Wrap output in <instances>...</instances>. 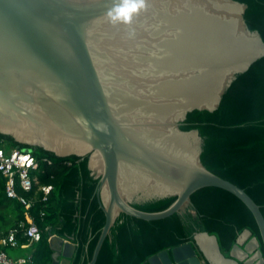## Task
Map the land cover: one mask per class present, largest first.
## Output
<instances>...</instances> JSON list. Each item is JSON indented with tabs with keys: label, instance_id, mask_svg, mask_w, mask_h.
<instances>
[{
	"label": "water",
	"instance_id": "1",
	"mask_svg": "<svg viewBox=\"0 0 264 264\" xmlns=\"http://www.w3.org/2000/svg\"><path fill=\"white\" fill-rule=\"evenodd\" d=\"M140 2L0 0V135L87 158L105 216L87 264L121 213L146 221L182 213L191 194L209 186L247 207L260 241L244 229L223 256L217 237L198 231L143 264H264L260 207L204 167L196 129H180L188 112L218 107L232 81L264 56V42L235 0H143L126 8ZM172 195L159 211L132 205ZM54 242L60 249L48 264H70L75 244Z\"/></svg>",
	"mask_w": 264,
	"mask_h": 264
},
{
	"label": "trees",
	"instance_id": "2",
	"mask_svg": "<svg viewBox=\"0 0 264 264\" xmlns=\"http://www.w3.org/2000/svg\"><path fill=\"white\" fill-rule=\"evenodd\" d=\"M235 1L246 5L244 21L264 42V0ZM180 129L198 131L204 167L241 188L260 207L264 218V56L232 81L215 110L188 112ZM0 146L31 151L39 159L32 174L39 184L52 186L46 200H39L38 192V200L29 209V217L42 229L40 239L33 244L31 264H48L51 244L60 238L69 239L76 246L70 264H87L105 221L96 195L98 179L88 169L87 158L57 157L40 148L19 145L4 135H0ZM43 157L50 163L40 161ZM66 160L70 164H65ZM174 199L172 195L132 205L147 212L159 211ZM190 201L192 205L182 213L158 220L146 221L121 213L103 240L94 264H143L160 251L190 241L198 231L214 234L223 254L228 253L244 229L260 241L251 212L223 188L197 189ZM24 211L20 203L5 196L0 175V237L25 220ZM46 226L48 229L44 230ZM50 235L57 239L50 240ZM20 241L26 239L22 237ZM6 248L0 245V250Z\"/></svg>",
	"mask_w": 264,
	"mask_h": 264
},
{
	"label": "built area",
	"instance_id": "3",
	"mask_svg": "<svg viewBox=\"0 0 264 264\" xmlns=\"http://www.w3.org/2000/svg\"><path fill=\"white\" fill-rule=\"evenodd\" d=\"M40 161L50 163L46 157ZM39 164L37 159L29 150L19 148V146L4 148L0 146V175L4 179V193L8 199L15 200L24 208L25 220L19 221L15 226L8 228L5 234L0 237V245L4 247L17 248L36 243L41 236L42 229L29 217V209L38 200V192L41 193L39 200H46L52 189L51 185H41L32 174ZM65 164H70L68 160ZM22 192L30 193L24 196ZM42 216V212L39 213ZM46 226L44 230H47ZM26 241H20L21 238ZM55 235H50V239ZM63 241L68 240L61 238ZM32 251L17 258L7 255L4 250H0V264H31Z\"/></svg>",
	"mask_w": 264,
	"mask_h": 264
},
{
	"label": "crops",
	"instance_id": "4",
	"mask_svg": "<svg viewBox=\"0 0 264 264\" xmlns=\"http://www.w3.org/2000/svg\"><path fill=\"white\" fill-rule=\"evenodd\" d=\"M201 244H203V246H206V248H207L208 246H210L211 242L208 239L203 238L201 240ZM32 249H33V245L30 244L27 246L17 247V248L7 247L5 252L7 253L8 256H10L12 258H17L19 256L24 255L25 253H29L30 251H32ZM58 249H60V246L58 245L57 242L56 243L54 242L53 251L58 250ZM220 252L223 254V252L221 250H220ZM224 255H226V254H223V256ZM211 258H212V260L220 262L217 255H215V256L213 255V257L211 256ZM204 261H205L204 263H206L207 260L204 258Z\"/></svg>",
	"mask_w": 264,
	"mask_h": 264
},
{
	"label": "clouds",
	"instance_id": "5",
	"mask_svg": "<svg viewBox=\"0 0 264 264\" xmlns=\"http://www.w3.org/2000/svg\"><path fill=\"white\" fill-rule=\"evenodd\" d=\"M143 6H144V5H143V0H141V2H140L139 5L133 3V4H131V5H126V8H127V7H131V8H133V9H136L137 7H143ZM125 13H126V12H125ZM125 19H127V16H125Z\"/></svg>",
	"mask_w": 264,
	"mask_h": 264
},
{
	"label": "bare ground",
	"instance_id": "6",
	"mask_svg": "<svg viewBox=\"0 0 264 264\" xmlns=\"http://www.w3.org/2000/svg\"><path fill=\"white\" fill-rule=\"evenodd\" d=\"M204 239H206V238H204ZM208 247L211 248V249H213V245H210ZM203 264H206V263H203Z\"/></svg>",
	"mask_w": 264,
	"mask_h": 264
}]
</instances>
